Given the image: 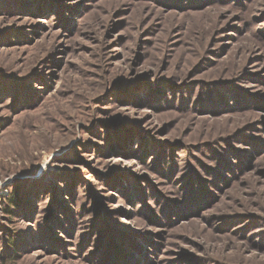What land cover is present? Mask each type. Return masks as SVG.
I'll return each mask as SVG.
<instances>
[{"label":"rangeland","instance_id":"rangeland-1","mask_svg":"<svg viewBox=\"0 0 264 264\" xmlns=\"http://www.w3.org/2000/svg\"><path fill=\"white\" fill-rule=\"evenodd\" d=\"M0 264H264V0H0Z\"/></svg>","mask_w":264,"mask_h":264}]
</instances>
